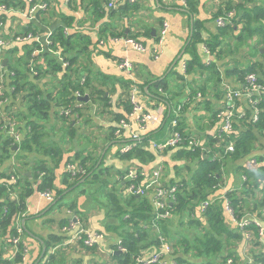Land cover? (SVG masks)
I'll return each mask as SVG.
<instances>
[{"label": "trees", "instance_id": "1", "mask_svg": "<svg viewBox=\"0 0 264 264\" xmlns=\"http://www.w3.org/2000/svg\"><path fill=\"white\" fill-rule=\"evenodd\" d=\"M185 1L186 11L189 14L195 13L199 0ZM64 3L75 11L81 10L88 16L93 30L97 31V38L78 29L75 16L62 11L58 14L57 0H0V7H5V10L0 9V32L8 41L1 54L2 67L0 66L3 73L0 82L4 84L3 92L7 99L0 110V244L8 242L10 238L12 240L19 238V242L16 243L19 248L15 258L7 260L1 255L0 264H22L24 261L27 248L20 241V236L26 234L29 229L27 224L22 226V221L29 218L26 214L29 198L39 191H52L55 200L48 203L56 207L64 200L66 196L64 192L72 187L73 190L70 192L78 191L77 196L86 195L88 201L96 200L105 209L108 217L105 229L115 233L119 238L116 244H111L109 250V261H113V264H138L137 257L140 254H149L160 249L161 237H165L172 244L173 256L179 264H227L230 258L236 264H264V241L260 235V226L253 221L244 227L234 226L229 219L227 207L228 200L238 220L251 215L264 223V150L262 149L264 94L257 104L259 110L257 120H254L256 104H253L252 110L249 109L246 116L239 117L236 113L233 130L228 134L222 132L220 127L214 134L202 135L194 134L185 127L184 113L198 93H201L202 97L206 94L207 88L205 84H189L190 93L186 98L184 94L187 83L182 84L180 88L176 84L177 79L185 81V75L173 68L166 76L157 78L152 76L140 81L139 76L143 74L142 72L140 74L139 67L135 68L134 65L133 72H136L134 78L129 75L127 78L116 77L124 92L120 97L121 103H114L111 95H108V92L113 90L110 86L113 78L95 68L91 58L93 55L91 46L96 48L103 46L108 38L115 41L124 38L122 40L125 43L126 39H133L143 45L147 51L148 46L141 38L155 39L158 43L160 30L155 35L156 29L146 26L137 32H127V27L119 29L115 25V19L140 7L137 0H65ZM39 4H46V9L37 7L33 17L30 18V10ZM233 9L235 16L232 22L218 26L221 38L216 37V40L205 42L212 53L218 52V46L229 36L239 41H248L259 36L264 38V0H241L236 4L229 1L224 7L215 4L213 18L217 21L220 16H226ZM106 17H109L110 21L101 22ZM56 19L61 20V23L53 27ZM161 23L162 27L165 21ZM200 23L198 21L195 25L199 26ZM74 30L75 32H72ZM49 31H52L48 37L49 41L44 39L38 41L36 38L23 42L15 40L17 35L32 33L37 36ZM190 38L185 50V53L190 55L185 61L187 65L185 74L194 73L198 69H208L213 73L216 69L215 64L211 63L207 66L198 53V46L204 42L203 36L195 30ZM37 50L42 51L36 54ZM154 50L155 45L152 46V53ZM4 58H8L6 65L3 64ZM251 73H254L258 77L257 81L264 86L262 63L227 69L226 77L235 76L240 82H246V77ZM114 87L117 88L116 85ZM133 87L150 95L152 100L169 105L163 124L170 121L171 126L176 117V108L181 102L184 103L178 117V128L185 141L180 145L165 148L163 153L167 155L172 151V160L183 161L182 165L176 164L178 172L182 171L179 168L187 170L185 175L182 171L180 180L164 179L166 186L176 184L178 188L176 199L170 202L171 216L161 219H156L153 196L130 193L128 191L130 182H125L123 179L129 168L149 174L159 163L161 152L156 153L151 146V140H155L153 135L160 126L152 128L148 123L145 133L141 134L140 139L135 140L136 145L128 152H120V147H117L116 155L126 160L128 168L117 170L114 176L110 173L109 167H104V159L110 148L99 165L103 153L95 150L88 151L87 154L77 150L65 160L69 150L64 143L67 139H70L71 143L78 142V137L82 136L78 133L77 123L72 119V115L86 118L81 113V109L74 107L79 102L75 92L80 91L82 95L90 96L88 102L81 101L84 106L97 105V117L111 119L107 141L123 145L130 138L127 130L120 128V123L122 120L131 122L134 106L129 94ZM202 97L197 99L201 101ZM253 97L259 96L253 95ZM176 98H178L177 102H175ZM18 100L25 106L24 110L15 104ZM173 104L178 105L171 108ZM226 105L225 100L218 111L210 115L212 122L220 120L219 113ZM70 108L72 115L66 116L62 113V110ZM87 116L85 121L90 122L92 119ZM52 118L62 121L61 134L57 135L52 131L57 127L52 123ZM12 130L19 137L12 134ZM118 130L122 131L121 136L118 135ZM191 138H200L202 141L206 139L208 142L206 146L210 150H202L204 146L193 148L189 144ZM230 142L234 144V151L226 152ZM41 154L49 158H43ZM254 159L257 165L250 164ZM8 160L9 166L2 170ZM62 162L65 166L62 183L65 186L60 188L57 184V169ZM150 163L152 165L148 167ZM71 164L79 167L78 170L71 171L68 168ZM229 172L240 173L243 183L235 189L227 190L226 197L225 192L221 193L220 189L224 186V177ZM144 177L145 175L142 174L138 180L142 181ZM83 179L85 182L77 185ZM56 200L58 201L54 203ZM205 202L208 206L202 214H199L200 207ZM63 206L78 210L77 202ZM77 213L81 227L89 229L84 215L78 211ZM175 218L181 220L180 228L176 231L172 228ZM46 222L51 223L53 220ZM69 222L70 218L62 219L58 223L61 233H50L42 238L46 251L42 249L44 253L39 264L45 261L49 264L63 262L60 252L67 246L66 241L70 239L72 233L64 232L62 229L68 226ZM246 232L252 233L256 242L251 248L246 249L250 260L247 258L244 260L239 253L241 243H246ZM86 237V233H81V238L75 243L98 253L101 245H87L84 242ZM12 243L15 244L14 241ZM120 246L123 248L121 249ZM182 252L185 256L181 255ZM191 256L201 261L190 260Z\"/></svg>", "mask_w": 264, "mask_h": 264}, {"label": "crops", "instance_id": "2", "mask_svg": "<svg viewBox=\"0 0 264 264\" xmlns=\"http://www.w3.org/2000/svg\"><path fill=\"white\" fill-rule=\"evenodd\" d=\"M57 1L58 14L62 11L66 14L70 13L69 15L75 16L77 19V22L75 21L77 28L90 34L94 38H97V31L93 30L92 22L88 20V16H86L84 12L81 10L75 11L71 9L69 5L66 6L64 3L65 0ZM229 1L236 4L241 0H199V6L195 13L189 14L186 11L185 0H137L140 5L138 9L115 19V25L118 26L119 29L121 27H127V32H137L141 28L151 26L157 30H155L156 35V32H159L162 24L161 22L163 21L167 22L169 27L163 43L160 46H157L155 39L141 38V40L145 41L148 46L146 47L147 51L144 52H139L130 48L122 40L124 38L116 41L108 38L103 46L100 45L97 48L96 46H91L93 51L91 58L95 68L102 74L113 78V80L110 81V86L113 90L108 92V95H111L113 102L117 104L121 103L120 97L124 92L123 87H121L119 80L116 77H129L127 72L119 68L118 62L120 60L129 58L132 60L135 68L136 66L139 67L140 74L141 72L143 74L139 76L140 81L152 76L156 78L163 75L166 76L173 68L177 72L185 75L186 80L183 81L177 79L176 84L178 88H180L182 84L187 83L184 94L186 98L188 97L186 95L190 93L189 84H205L207 88L206 94L202 97L201 93H198L197 97L190 103L189 108L184 113L185 127L190 132L194 134L199 133L201 135L208 133L214 134L219 127L221 128L222 119L219 118L220 120H214V122H212L210 115L214 111H218V108L225 102V100H227L226 94L229 89L243 90L246 84V82H240L235 76L226 77L227 69L235 68V66H238L239 68L246 67V65H242L244 62H249L247 66L256 63L264 64V38L262 36L254 37V39L248 41H239L232 38V36H229L224 38L222 43L220 40L221 44L218 46V52L215 53H212L206 45L205 42L208 40H216V37L218 39L221 38L219 35L218 24L213 18L214 5L218 4V6L221 5L224 7ZM105 21H110V18H103L101 22ZM198 21L201 23L199 26H196L195 23ZM79 22L81 24H79ZM59 23H61V20H54L53 24L55 25H53V27ZM77 28H75V30ZM75 30L72 32H75ZM195 30L199 31L204 39V42L198 46V53L203 60H205L207 66L211 63L215 64L216 69L213 73L208 69H198L194 73L186 75V71L183 70V62L190 56L189 53H185L186 46L191 39V34H193V31ZM153 45L160 50V56L158 59L154 57V52L152 53ZM206 47L209 49V53L206 52ZM252 48L255 49L254 52H252ZM135 74L136 72L134 71L133 75L136 76ZM213 74L217 76L214 77ZM114 85L117 86L116 89ZM148 88L146 87V90H148ZM201 97L203 100L199 101L198 99ZM138 98L140 99L142 106L159 119L157 122L154 121L149 124V127L151 126L152 128L160 126L153 135L155 140L165 142L173 132L170 126V121L166 124L162 123L165 113L169 110V108H167L169 105L164 102L158 103L156 100H152L150 95L144 94L140 92V90L138 92ZM177 101L178 98L175 99V102ZM15 104L21 109L25 107L19 100L18 103ZM181 104L184 103L181 102ZM177 105L173 104L171 108H174ZM96 108L97 105L95 104H91L90 106H84V104H82L80 105V108H78L81 109V113L86 118L88 117L87 115L91 117L92 120L90 122H86V118L84 119V117L79 118L76 115H72V119L77 123L78 133L82 136L78 137V142L71 143L70 139H67V142L64 143V146L69 150V153L65 155V160L68 156L74 155L77 150L84 151L85 154H87L88 151L94 150L98 153H103L104 146L108 145L111 154H109V152L104 159V167H109L110 173L114 176V173L115 175L117 174V170L127 169L128 163L126 160L120 159L116 155L119 143L107 141V131L111 119L97 117ZM252 108L253 103L248 96H240L236 98V112L239 117L246 116L249 109L252 110ZM130 121L132 125L131 129L127 131L128 134L130 132L135 133L138 130V126L134 120ZM24 122L25 121H23V124ZM52 123H54V126L55 124L57 125L52 131L57 135L61 134L62 121L54 120V118H52ZM88 138L92 139V143L84 144V141L88 140ZM207 143L206 139L203 141L201 140V146H204L202 150H210V148L208 149L206 146ZM83 148H87L88 150L86 151ZM262 149L264 150V142L262 143ZM163 151L161 153H156L161 154L159 156V163H163L164 165V179L166 178L167 181L175 178L180 180L182 171V174L185 175L187 169L179 168V170L182 171L178 172L176 164L178 166L182 165L183 161H174L172 160V151H169L167 155H165ZM40 156L43 158H49L42 154ZM9 162L10 161L8 160L1 169L3 170L4 168H7ZM151 165L152 163H150L148 167ZM64 167V163L62 162L57 169V184L60 188L65 186L62 183ZM28 174L30 175V173ZM224 180V186L220 189L221 193L226 192L231 188L235 189L243 183L242 175L235 172L227 173ZM76 202L77 211L84 215V219L88 225L87 228L95 233L103 234V237L99 240L101 245L100 251H98V254L95 250L85 249L82 244L66 241L67 246L62 248L63 250L60 252L63 262H58V264H113V261H109V250L111 244H116L119 238L115 233L105 229V222L108 219L105 209H103L96 200L92 199L91 201H88L86 195L78 196ZM205 208L206 206L204 204L201 205L199 214H202ZM77 211L71 210L67 206H50V204L42 199L38 193L31 196L29 198L28 210L26 212V214L29 215V218H25L22 221V226L27 224L29 229L26 234L20 236V241H22L27 248L22 264H39L43 255L42 251L44 250L42 238L47 237L50 233H61V227L58 223L62 219L78 218ZM47 220H53V222H46ZM180 222L181 220L179 218H175L172 224V228H174L175 231L176 229L179 230ZM11 240L12 239L10 238L8 239V242L0 244V256L2 255L3 259L13 260L15 258L19 246L12 243ZM240 246L239 253L242 254V258L244 260H246V258L250 260V256L246 252L247 244L242 242ZM181 255L185 256V253L182 252ZM166 257L169 258V256ZM189 259L201 261V259H196L194 256L189 257Z\"/></svg>", "mask_w": 264, "mask_h": 264}, {"label": "built area", "instance_id": "3", "mask_svg": "<svg viewBox=\"0 0 264 264\" xmlns=\"http://www.w3.org/2000/svg\"><path fill=\"white\" fill-rule=\"evenodd\" d=\"M37 7L46 9V4H39L34 6L30 10V18L33 17L34 12L37 10ZM0 9L5 10L4 6H1ZM235 16V10H231L228 12L226 16H220L217 19L218 26H225L228 23L232 22V19ZM169 24L165 22L161 29L159 34V41L157 43V46H160L163 43L164 37L167 33ZM52 34V31H49L47 33H41V35L34 36L32 33H29L27 35H17L16 41L23 42V41H30L33 38H36V40L41 41L44 39L45 41H49L48 37ZM126 43L132 46L135 50L139 52H144L145 47L141 44H138L133 39H126ZM8 44V41L1 35L0 32V66H1V54L4 51L5 46ZM206 52L209 53V49L205 48ZM42 50H37L35 53L39 54ZM58 53V52H56ZM160 56V50L156 47L154 50V57L158 59ZM67 63H65L66 65ZM118 66L121 70L127 72L131 78H134L133 70H134V64L132 60L129 58H124L118 62ZM2 67V66H1ZM183 70L186 71V62L184 61L182 64ZM257 76L254 73L249 74L246 77V85L243 90H235V89H229L226 94V102L227 105L224 109H222L219 113V116L222 119V126L221 131L224 133H230L233 130V123L236 118V98L240 96H248L250 98V101L255 105V113H254V120H257L259 110L257 108V104L259 102V98L261 95L264 94V86L261 85L257 81ZM3 79V73L0 70V80ZM85 78H83L82 81H84ZM4 84L3 82H0V110L4 107L5 103L7 102L6 97L4 96ZM138 88L133 87L130 91L129 98L131 103L134 106V110L131 114L130 120H134V122L138 126V130L135 133H129L128 136L130 140L126 141L123 145H120V152H128L130 151L135 145V140L140 139L141 134H144L146 131V128L148 126V123L154 122L159 120L154 114L151 112H146L145 108L142 106L140 99L138 98ZM76 96L79 97V102L75 104L74 107L80 108V105L83 104V102L80 100L82 95L80 91L75 92ZM253 95H258L259 97H253ZM73 107V108H74ZM183 105L179 104L178 107L175 110V118L172 121L171 128L173 130L171 136L165 141V142H159L156 140H151V146L154 148L156 152H162L165 148L170 146H177L182 143H184L185 139L183 135L181 134L178 126H179V116L182 111ZM62 113L66 116L72 115V108L62 110ZM238 114V113H237ZM159 122V121H158ZM131 122H128L126 120H122L120 123V128L123 130H130L131 129ZM12 134H15L16 137H19L18 134L14 133L12 130ZM122 131L118 130V135H122ZM189 144L196 148L198 146H201V139L200 138H191L189 139ZM226 152L234 151V144L233 142H230L226 147ZM251 165H257V161L251 160ZM68 168L75 172V170H78L79 167H77L74 164H71L68 166ZM145 175L142 181H139L138 178L140 175ZM245 178V177H244ZM123 179L125 182H130L128 186V191L132 194L142 195V196H153V203H154V209L156 211V219L165 218L168 216H171V211L169 208L170 202L176 199V193L178 186L176 184L172 186H166L164 184V165L163 163H158L151 169V172L149 174H145L143 172H139V170L134 168H129L128 172L125 173ZM38 194L41 196L42 199L46 200L47 202H53L55 200V194L52 191H44V192H38ZM227 192L224 193V195L227 197ZM223 195V196H224ZM204 205L207 207L208 203L205 202ZM227 207L229 211V219L231 220L232 224L234 226L238 227H244L251 221H253L255 224L260 226V235L263 238L264 241V223L258 220L257 218L247 215L242 220H238L235 216V211L230 205L229 201L227 200ZM21 232V228L19 229ZM64 232H71L72 235L69 242H78L81 238V233H86L87 237L84 240V242L92 246L94 244H100L99 240L101 237H103V234H98L93 232L90 229H84L81 227V224L79 222L78 218H72L70 219L69 225L64 227L62 229ZM162 243L160 245V249L154 252H151L149 254H140L137 257L138 264H179V262L174 258L173 253V246L172 244L166 240L165 237H161ZM14 241L15 244L19 242V238H14L11 240ZM245 242L247 244V248H251L256 242L254 235L250 232L245 233ZM122 249L123 247L120 246ZM53 252V251H52ZM166 256H169L167 258ZM42 264H49L47 261L43 262ZM227 264H235L234 260L230 258L227 261Z\"/></svg>", "mask_w": 264, "mask_h": 264}, {"label": "rangeland", "instance_id": "4", "mask_svg": "<svg viewBox=\"0 0 264 264\" xmlns=\"http://www.w3.org/2000/svg\"><path fill=\"white\" fill-rule=\"evenodd\" d=\"M254 48H252V52H254ZM249 64V62H244V64H242V65H248ZM90 143H92V139L91 138H88V140H86V141H84V144H90ZM108 145H105L104 146V149L107 147ZM119 147H120V145H119ZM110 153L109 154H111V150L109 151ZM112 174V173H111ZM92 190H94L93 188H92ZM77 194H78V191H75V192H68L67 194H66V196H65V198H64V200H62V201H60L59 203H58V206H63V205H65V204H67L68 206L69 205H71V204H73V203H76V201L78 200V196H77ZM89 194V193H88ZM83 195V194H82ZM236 264V263H235Z\"/></svg>", "mask_w": 264, "mask_h": 264}, {"label": "water", "instance_id": "5", "mask_svg": "<svg viewBox=\"0 0 264 264\" xmlns=\"http://www.w3.org/2000/svg\"><path fill=\"white\" fill-rule=\"evenodd\" d=\"M153 33H154V32H153ZM7 62H8V58H4V59H3V64L6 65ZM80 100H83V101L88 102V101L90 100V96H89L88 94H86L85 96L81 97ZM108 147H109V146H107V147L104 149L103 154H102V156H101V159H100L99 162H98V165L102 162L103 156H104V154L106 153ZM16 148H18V147L16 146ZM83 182H85V179L81 180V182L78 183L77 185H80V184H82ZM71 190H73V187L70 188V189H68V190H66V191L64 192V195L67 194L68 192H70ZM61 197H62V196H61ZM61 197H60V198H61ZM57 201H58V200H56L54 203H56ZM45 251H46V248H44V252H45ZM44 252H43V253H44ZM118 253H120V251H119ZM42 257H43V255H42ZM42 257H41V258H42ZM40 261H41V260H40Z\"/></svg>", "mask_w": 264, "mask_h": 264}, {"label": "bare ground", "instance_id": "6", "mask_svg": "<svg viewBox=\"0 0 264 264\" xmlns=\"http://www.w3.org/2000/svg\"><path fill=\"white\" fill-rule=\"evenodd\" d=\"M47 260H48V258H47ZM47 263H48V261H47Z\"/></svg>", "mask_w": 264, "mask_h": 264}]
</instances>
